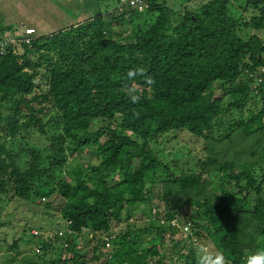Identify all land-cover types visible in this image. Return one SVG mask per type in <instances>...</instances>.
<instances>
[{
    "label": "trees",
    "instance_id": "obj_1",
    "mask_svg": "<svg viewBox=\"0 0 264 264\" xmlns=\"http://www.w3.org/2000/svg\"><path fill=\"white\" fill-rule=\"evenodd\" d=\"M116 10L0 46V194L46 209L56 194L66 222L34 242L33 258L14 239L0 264H197L192 242L203 233L228 264H246L264 250V0ZM181 130L203 143L201 155L184 147L190 164L162 144ZM154 199L161 221L150 219ZM138 213L143 228L131 222Z\"/></svg>",
    "mask_w": 264,
    "mask_h": 264
},
{
    "label": "rangeland",
    "instance_id": "obj_2",
    "mask_svg": "<svg viewBox=\"0 0 264 264\" xmlns=\"http://www.w3.org/2000/svg\"><path fill=\"white\" fill-rule=\"evenodd\" d=\"M163 3L165 6L173 10H194L205 0H158ZM117 6L116 0H0V36L4 39L19 38L24 33L25 28L33 27L35 29L33 36H40L47 34L48 32H53L58 29H63L66 26L77 23L82 19L98 16L102 14V17L105 21H111L112 11ZM231 9L235 10L234 6H231ZM250 8L246 11H243V14L234 12L238 16H242L243 19L248 20L250 17ZM256 11H254L255 14ZM115 14V12H113ZM137 20L134 19L133 25H136L135 22L144 25L143 21H151L154 18V14L141 15ZM137 20V21H136ZM6 27L9 29L6 30ZM111 27H115L118 30H125L124 27L130 28L126 25H118L114 23ZM4 29L2 33L1 29ZM131 29V28H130ZM247 31V29H246ZM245 31V32H246ZM248 33L252 31H247ZM264 54V53H263ZM219 91L214 90V95H218ZM175 138L171 139L170 135H164L161 137V140L165 139L164 148L166 150H173L175 148H180L184 153L182 161L185 163H192L195 158L188 159L186 157L187 147L193 154L201 155L202 140L188 131L181 130L179 132H173ZM41 139V138H40ZM40 139L36 137L31 138L33 141L39 142ZM42 145L43 143H38ZM43 152L45 149L43 146L40 147ZM86 152V149L83 151ZM96 159L92 156L89 160V163H96ZM71 166L74 163L70 164ZM194 169V165L192 167ZM191 169V170H192ZM219 180L216 181V186H219ZM44 202H51L52 208H44L42 205L31 204L26 202L23 199L15 197L11 200H8V197L0 194V263L3 262V255L6 253H13L12 250L8 249L7 245L10 244L14 239H19L20 244V257H30L33 258L35 253L34 248L36 244L34 243L38 238L42 237L46 240H53V235L56 232L65 231L66 222L61 219L59 214V209L62 205V199L58 198L56 194H53L49 198H45ZM154 206L157 207V211H152L150 219L154 222V219L161 220L163 216V209L159 206L161 202L154 199L152 200ZM162 206V205H161ZM131 222H134L136 227H144L147 222V217L142 213L134 215L131 219ZM184 226L181 227L183 231ZM170 233L165 232L166 241L165 246L169 247L171 250H174V244L170 242L169 238ZM179 237V234H175L172 237V240H176ZM186 237V235H185ZM184 237V238H185ZM168 238V239H167ZM191 239H186V241H181L185 243L186 247H189L191 244ZM79 246L87 250L89 247L84 242V239L80 236L76 238ZM96 242H90V245L93 246ZM56 245L55 243H53ZM194 245V251L197 253V249L200 246H205L210 248L212 251H216L211 240L203 233L195 241L192 242ZM164 246V247H165ZM38 247V246H37ZM79 248V247H78ZM102 251L105 250L102 247ZM53 252L47 254L51 256ZM18 256V257H19ZM103 258L99 260V264H103ZM179 262V261H178ZM173 264H179V263Z\"/></svg>",
    "mask_w": 264,
    "mask_h": 264
},
{
    "label": "clouds",
    "instance_id": "obj_3",
    "mask_svg": "<svg viewBox=\"0 0 264 264\" xmlns=\"http://www.w3.org/2000/svg\"><path fill=\"white\" fill-rule=\"evenodd\" d=\"M142 72H143L142 69L130 70L128 72V78L130 80H134L136 75ZM125 92L129 96L131 102L133 103L138 102L141 99V96L139 94L140 90L135 84L126 86ZM163 217H164V213L162 219ZM188 227L189 226H187L186 230L184 229L185 232L188 230ZM197 264H228V262H227V258L223 253L218 251H212L210 248L202 245L197 249ZM246 264H264V250H260L250 254L247 258Z\"/></svg>",
    "mask_w": 264,
    "mask_h": 264
},
{
    "label": "built area",
    "instance_id": "obj_4",
    "mask_svg": "<svg viewBox=\"0 0 264 264\" xmlns=\"http://www.w3.org/2000/svg\"><path fill=\"white\" fill-rule=\"evenodd\" d=\"M117 1V10L116 13H120L122 11H136L139 13L145 12V10L149 7V3L152 0H116ZM24 33L20 39L24 42H29L32 36V33H34V29L32 27H27L24 30ZM3 42H0V46L3 47L6 41H9V39L2 38ZM172 223H174L172 221ZM187 229V226H185V230ZM106 246H109L106 244ZM35 252H40V249L36 246L34 248Z\"/></svg>",
    "mask_w": 264,
    "mask_h": 264
},
{
    "label": "crops",
    "instance_id": "obj_5",
    "mask_svg": "<svg viewBox=\"0 0 264 264\" xmlns=\"http://www.w3.org/2000/svg\"><path fill=\"white\" fill-rule=\"evenodd\" d=\"M48 33H50V32H48ZM45 35V34H44ZM34 37H37V36H34Z\"/></svg>",
    "mask_w": 264,
    "mask_h": 264
}]
</instances>
